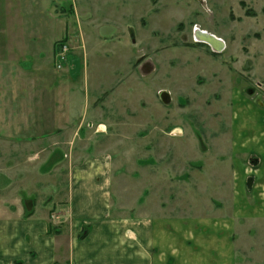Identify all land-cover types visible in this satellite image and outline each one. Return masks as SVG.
I'll use <instances>...</instances> for the list:
<instances>
[{"label": "crops", "instance_id": "1", "mask_svg": "<svg viewBox=\"0 0 264 264\" xmlns=\"http://www.w3.org/2000/svg\"><path fill=\"white\" fill-rule=\"evenodd\" d=\"M86 78L0 72V264H264V107L235 101L226 158L181 200L146 198L174 183L140 169L128 203L121 160L79 142L106 127Z\"/></svg>", "mask_w": 264, "mask_h": 264}, {"label": "rangeland", "instance_id": "2", "mask_svg": "<svg viewBox=\"0 0 264 264\" xmlns=\"http://www.w3.org/2000/svg\"><path fill=\"white\" fill-rule=\"evenodd\" d=\"M197 29L223 51L197 41ZM0 72L87 77L81 90L106 127L85 124L79 142L94 137L90 150L121 160L128 203L140 169L174 183L146 198L178 202L182 183L221 167L215 143L229 137L235 101L264 107V0H0Z\"/></svg>", "mask_w": 264, "mask_h": 264}, {"label": "water", "instance_id": "3", "mask_svg": "<svg viewBox=\"0 0 264 264\" xmlns=\"http://www.w3.org/2000/svg\"><path fill=\"white\" fill-rule=\"evenodd\" d=\"M200 33H201V32L198 31L197 36H198V38H199L201 41H203V42H205V43H208L209 45H211L212 47H214V48L217 49V50H221V49H222V46H220L219 44L216 43V42H220V41H221L220 39L215 40V39H211V37H205L206 40H204V39L201 37V34H200ZM212 37H214V36H212ZM208 40L211 41V42H209ZM218 40H219V41H218ZM212 43H214V44H212ZM161 99H162V101H163L165 104H167V105H169V104L171 103V97H170V94H169L168 92H162V93H161Z\"/></svg>", "mask_w": 264, "mask_h": 264}, {"label": "bare ground", "instance_id": "4", "mask_svg": "<svg viewBox=\"0 0 264 264\" xmlns=\"http://www.w3.org/2000/svg\"><path fill=\"white\" fill-rule=\"evenodd\" d=\"M201 32H202V31H201ZM202 33H203V32H202ZM205 33H206V32H205ZM206 34H208V33H206ZM205 37H211V39H215V40H217V38H216V37H212L211 35H210V36H209V35H208V36H205V35H203V37H202V38H203L204 40H206V38H205ZM208 41H209V40H208ZM218 41H219V40H218ZM209 42H211V41H209ZM216 43H217V44H219L220 46H222V48H223V46H224V43H223L222 41H220V42H216ZM212 44H214V43H212ZM224 48H225V47H224ZM224 48H223V49H224Z\"/></svg>", "mask_w": 264, "mask_h": 264}, {"label": "built area", "instance_id": "5", "mask_svg": "<svg viewBox=\"0 0 264 264\" xmlns=\"http://www.w3.org/2000/svg\"><path fill=\"white\" fill-rule=\"evenodd\" d=\"M198 31H199V29H197L196 34L198 33ZM197 41L201 42V40H199V39ZM213 51L219 53V52H222L223 49L217 50V49L213 48Z\"/></svg>", "mask_w": 264, "mask_h": 264}, {"label": "flooded vegetation", "instance_id": "6", "mask_svg": "<svg viewBox=\"0 0 264 264\" xmlns=\"http://www.w3.org/2000/svg\"><path fill=\"white\" fill-rule=\"evenodd\" d=\"M200 32H201V31H200ZM202 32H203V33H202ZM202 32L200 33V34H201V37H203V35H205V36H208V35H209V36H210V35H211V36H214V35H212V34H210V33L206 34L205 31H202ZM214 37H215V36H214ZM216 38H217V37H216ZM217 39H218V38H217ZM223 48H224V47H223Z\"/></svg>", "mask_w": 264, "mask_h": 264}, {"label": "trees", "instance_id": "7", "mask_svg": "<svg viewBox=\"0 0 264 264\" xmlns=\"http://www.w3.org/2000/svg\"><path fill=\"white\" fill-rule=\"evenodd\" d=\"M250 14L252 15V13L250 12ZM254 15V14H253Z\"/></svg>", "mask_w": 264, "mask_h": 264}]
</instances>
